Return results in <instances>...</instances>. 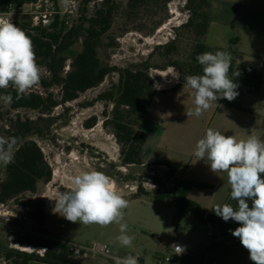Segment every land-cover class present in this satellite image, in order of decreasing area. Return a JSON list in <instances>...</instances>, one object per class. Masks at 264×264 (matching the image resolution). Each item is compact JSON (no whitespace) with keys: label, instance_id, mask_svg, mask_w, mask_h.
<instances>
[{"label":"trees","instance_id":"obj_1","mask_svg":"<svg viewBox=\"0 0 264 264\" xmlns=\"http://www.w3.org/2000/svg\"><path fill=\"white\" fill-rule=\"evenodd\" d=\"M21 4H30L36 0H16ZM79 9L76 18L69 19L60 10L51 18L47 26H33L28 23L19 27L32 40L36 62L41 66L42 77L38 87L40 91H26L17 98L13 86L0 89V95L11 94L13 101L5 104L0 101V138L9 141L5 145L12 153V161L4 164L5 172L0 169V204L18 199L26 193H36L41 183L52 180V169L44 153L33 137L44 138L45 128L55 121L52 118L55 108L64 106L80 98L89 90L99 87L107 77L117 74L118 83L113 89L100 94L99 101L112 104L110 113L105 111L104 126L110 128L120 145L121 166L136 172L124 176L126 182L137 183L133 198L151 200L159 205H171L175 208L173 226L176 227L183 217L194 215L200 223L212 228L216 237L232 235L239 223L209 212L199 203L191 200L194 189H208L211 186L197 183L177 176V171L168 163L145 162L143 150L148 134L141 124L145 116L159 100V92L153 87L152 72L169 67L181 74L180 83L171 90L179 94L189 87L183 77L202 75L203 67L196 60L204 52L226 51L231 55L229 77L239 87V95L233 101L220 99V103L240 111H248L244 103L248 95L258 96L264 87V71L241 65L238 53L232 48L215 47L208 43L209 27L212 17V4L209 0H188L186 8L190 12L188 21L176 28L175 38L164 45L156 46L141 62L129 67L119 68L110 65L111 50L118 48L114 35L116 24L125 25L132 19H141L144 14L161 15L154 30L165 22L167 5L171 0H78ZM126 30H128L126 26ZM69 67V70H67ZM239 75L237 76V73ZM59 89L58 95L53 91ZM168 91V90H165ZM20 110L34 111L36 119H23ZM97 118L85 123L87 129L93 128ZM14 141V142H13ZM116 169L117 166L111 164ZM161 168H164L161 169ZM107 176H111L106 174ZM122 174L116 172L114 178ZM150 184L148 190L144 184ZM227 204L236 206L231 197ZM251 207V201H249ZM34 220L44 223L46 216L32 215ZM24 248L35 247L37 251L26 252L4 246L0 242V257L4 264H81L66 242L56 238L24 237L16 240ZM39 251H44L43 255Z\"/></svg>","mask_w":264,"mask_h":264},{"label":"rangeland","instance_id":"obj_2","mask_svg":"<svg viewBox=\"0 0 264 264\" xmlns=\"http://www.w3.org/2000/svg\"><path fill=\"white\" fill-rule=\"evenodd\" d=\"M45 7L47 0H41ZM52 9L60 10L62 15H68L70 20L76 18L73 5H78V0H48ZM69 1L73 3L69 4ZM188 0H171L167 5L165 22L153 31L155 23L161 15L154 13L144 14L141 19H132L127 25L120 22L114 27V37L118 43L116 50H111L110 65L119 68L129 67L141 62L158 45H164L175 38V29L188 21L190 12L186 8ZM27 12L31 8L27 5ZM73 11V13H71ZM57 12L55 11L54 14ZM53 14V15H54ZM33 23L30 14L20 17L13 24L18 27ZM126 26L128 30H126ZM170 68V67H169ZM152 72L153 81H158L162 87L171 90L178 83L171 74L166 76L167 70ZM172 68V67H171ZM176 70V69H175ZM176 72H178L176 70ZM162 73V75H160ZM179 73V72H178ZM180 74V73H179ZM166 76V77H164ZM172 77V79H171ZM180 80L182 79L180 74ZM172 80V82H171ZM118 76L113 74L99 87L82 94L79 99L64 106L55 108L52 118H55L50 127L45 128V137L32 139L42 149L49 167L52 169V180L41 183L36 193H26L18 199L6 204H0V242L4 246L26 251L24 247L15 243L18 238L40 237L56 238L66 243L92 247L95 244L107 246L111 255L123 258L127 255L142 257L144 264L155 262L167 250L168 241H174L184 247L187 264H254L249 259V252L240 243L239 238L233 235L216 237L212 228L202 224L194 215L183 217L177 226H173L175 208L171 205L160 206L148 199L135 200L133 195L137 191V183L126 182L124 176L129 173L140 176L136 168L129 170L121 166L120 145L116 141L112 130L104 126L105 111L112 110L111 103L97 100L98 96L113 89L117 85ZM40 91L38 87L29 89ZM56 95L59 89L53 90ZM164 91L160 93H164ZM185 95V96H184ZM167 104L172 105L168 113L162 116H152L153 130H156L155 145L152 153L158 159L168 160L176 168L177 176L191 178L192 181L211 186L208 189H197L190 196L191 200L200 205L208 203L212 198L218 197L220 202L226 197L228 185H222L220 178L210 169L205 161L198 160L194 155L195 146L203 138L208 128L220 131L226 135V116L222 111H227L218 100L212 107L200 116H187L186 112L194 110V92L186 91L182 96L171 98ZM258 98L252 95L245 97L244 103L254 105ZM255 108L253 111L255 112ZM17 113L23 119H36L39 114L34 111L20 110L13 112L8 118L16 117ZM93 117L97 118L96 125L87 129L85 123ZM222 117V118H221ZM255 123H262L255 115L247 116ZM148 126V121L144 124ZM111 164L117 166L114 169ZM4 164L1 166L2 175L5 172ZM164 170V168H161ZM97 170L114 181L116 189L126 199L128 207L124 209V221L128 225L127 234L133 236L130 247H124L117 241L120 230L119 225L112 223L106 227L98 224H82L79 221H68L60 212L54 211L60 193L70 191L72 179L82 171ZM122 174L114 178L116 172ZM148 190L153 189L150 184H144ZM216 185V190L213 186ZM220 187V188H219ZM46 216L45 225L33 219L32 215ZM211 213H214L212 211ZM37 251L30 247L26 252ZM90 262L115 264L109 258L93 255ZM81 260V257H79ZM76 261L78 259H75ZM0 264L4 260L0 257Z\"/></svg>","mask_w":264,"mask_h":264},{"label":"clouds","instance_id":"obj_3","mask_svg":"<svg viewBox=\"0 0 264 264\" xmlns=\"http://www.w3.org/2000/svg\"><path fill=\"white\" fill-rule=\"evenodd\" d=\"M196 60L203 67V74L183 77L194 92L195 108L186 112L188 117L200 116L220 99L231 102L239 95V85L229 77L230 53L204 52L197 55ZM167 73L166 76L171 74L175 79L180 76L171 67ZM41 77V66L36 62L31 38L15 24L0 19V89L11 85L19 98L39 84ZM153 87L161 89L158 83ZM0 101L10 104L13 97L11 94L0 95ZM8 143L0 138V162L4 164L12 161L11 151L5 148ZM194 155L198 160H205L214 173H227L230 197L236 201V206L218 204L212 210L225 222L232 220L240 224L230 230L231 234L239 238L254 264H264V140L255 135L237 140L208 128L205 136L197 141ZM71 183L70 191L53 198L56 201L54 211L62 212V216L73 223L79 221L102 227L116 223L121 233L117 241L130 247L134 237L127 234L128 225L124 221V209L129 202L116 189L112 178L101 171L86 170L75 175ZM175 246L177 252L183 253L182 247ZM115 264H139V261L137 257L127 255L115 258Z\"/></svg>","mask_w":264,"mask_h":264},{"label":"crops","instance_id":"obj_4","mask_svg":"<svg viewBox=\"0 0 264 264\" xmlns=\"http://www.w3.org/2000/svg\"><path fill=\"white\" fill-rule=\"evenodd\" d=\"M209 1L212 4V17L209 27L208 43L215 47H232L238 53V62L241 65L264 71V0ZM189 89H186L181 94L174 92L173 90L160 93L158 102L151 107L142 121L141 128L148 134V141L143 150V158L146 163L161 162L171 165L168 160L158 159L155 157L156 154L152 153V146L155 145L154 141L157 138L155 135L157 131L153 130L154 120L152 119V116L160 117L168 113L172 105L167 104V101L170 100L171 102V98L182 96ZM255 97L258 99L254 102V105L249 104L247 106L249 109L248 111H240L224 105L227 108L225 109L227 111H222L223 116H226V119H224L226 120V127L228 126L226 136H234L237 140H241L247 139L249 135H255L261 140H264V87L261 93ZM254 108L256 109L255 112L253 111ZM249 115L258 116L262 123H255L250 119H247V116ZM146 121H148L147 127L144 126ZM201 162L203 161L201 160ZM215 174L218 178H220V183L225 186L228 185L229 189L226 197L223 198L221 202L219 198L216 197L215 199H210L206 204L201 203L202 206L209 212H212V208L216 205H223L230 199L231 186L228 183L227 173L217 172ZM186 179L192 181L191 178ZM213 187L216 190V185ZM195 190L197 189H194L190 196H192ZM134 199L139 200L143 198ZM92 256L93 255L80 256L81 260L78 257L77 262L81 264H102L90 262V259L93 258ZM112 257L113 258H109V260L115 261V258H117L115 256ZM186 258L187 256L182 258L178 264H187ZM138 261L139 264H144V260L140 256L138 257ZM31 264L43 263L32 262ZM150 264H155V262H150Z\"/></svg>","mask_w":264,"mask_h":264},{"label":"built area","instance_id":"obj_5","mask_svg":"<svg viewBox=\"0 0 264 264\" xmlns=\"http://www.w3.org/2000/svg\"><path fill=\"white\" fill-rule=\"evenodd\" d=\"M73 3L69 1V4ZM27 5L31 8V12L26 11ZM52 3L47 0L45 7L42 5L41 0H36L30 4H21L16 0H0V19L8 20L13 23L15 20L19 19L22 16L30 14L33 20V26H47L50 24L51 18L55 13L54 9H52ZM76 10V6L73 5V11ZM73 11L71 13H73ZM69 70V67H67ZM162 75V73H160ZM167 75V74H165ZM172 79V77H171ZM177 83H180V77L175 79ZM172 82V80H171ZM158 83V81H154V84ZM159 84V83H158ZM168 87H162L157 90L159 93L167 90ZM71 250L78 256H88V255H100L106 258H113L111 255V251L107 246L95 244L92 247H88L85 245H77L67 243ZM178 245L184 249V247L174 241H169L168 250L161 256L155 259V264H178L179 261L185 257V253L177 252L176 246ZM41 255H43L44 251H39Z\"/></svg>","mask_w":264,"mask_h":264},{"label":"water","instance_id":"obj_6","mask_svg":"<svg viewBox=\"0 0 264 264\" xmlns=\"http://www.w3.org/2000/svg\"><path fill=\"white\" fill-rule=\"evenodd\" d=\"M81 1H82V0H81ZM79 5H80V1H79L78 5L76 6V10L79 9Z\"/></svg>","mask_w":264,"mask_h":264},{"label":"bare ground","instance_id":"obj_7","mask_svg":"<svg viewBox=\"0 0 264 264\" xmlns=\"http://www.w3.org/2000/svg\"><path fill=\"white\" fill-rule=\"evenodd\" d=\"M25 250H26V251H28V250H29V248H25Z\"/></svg>","mask_w":264,"mask_h":264}]
</instances>
